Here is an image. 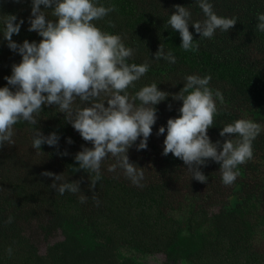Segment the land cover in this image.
Returning a JSON list of instances; mask_svg holds the SVG:
<instances>
[{
  "label": "trees",
  "instance_id": "obj_1",
  "mask_svg": "<svg viewBox=\"0 0 264 264\" xmlns=\"http://www.w3.org/2000/svg\"><path fill=\"white\" fill-rule=\"evenodd\" d=\"M100 2L115 11L94 23L135 49L131 63L154 60L161 44L176 57L175 64L151 62L149 72L129 90L134 94L155 82L169 94L155 106L157 121L147 148L137 150L138 138L127 153L130 163L144 169L142 186L132 184L120 169L109 172L115 162L109 156L101 179L90 187L93 174L77 170L74 157L91 143L54 106L43 108L36 127L45 136L56 133L57 146L42 145L41 153L32 149L33 126L20 122L14 126V143L0 148V264H145V257L156 254L164 255L165 264H264V32L255 28L264 0H211L218 16L235 17L237 24L200 40L189 26L199 40L194 52L180 48L179 33L167 20L176 6H183L193 21H203L195 0ZM30 13L31 0H0V16L24 21L12 37L17 44L41 40L28 31ZM20 62L0 37V87L8 86L5 77ZM188 75H211L210 87L223 94L224 103L218 104L207 130L211 142L222 144L228 137L219 135L221 129L238 119L261 125L253 159L238 166L240 175L231 186L222 183L218 163L209 160L200 168L208 177L202 184L191 179L180 159L162 155L166 132L157 131L179 117L182 102L172 96ZM45 172L62 175L61 182H78L80 191L59 195ZM55 233L62 239L49 243Z\"/></svg>",
  "mask_w": 264,
  "mask_h": 264
},
{
  "label": "clouds",
  "instance_id": "obj_2",
  "mask_svg": "<svg viewBox=\"0 0 264 264\" xmlns=\"http://www.w3.org/2000/svg\"><path fill=\"white\" fill-rule=\"evenodd\" d=\"M195 3L205 17L203 21H193L189 7L183 6H176L167 20L179 33L184 51H197L200 39H212L218 30L227 33L237 24L235 17L218 16L211 0ZM113 11L100 0H31L28 31L36 32L41 40L21 44L12 37L24 21L17 22L15 15L0 16V37L21 57V62L12 66L11 75L5 77L8 86L0 87V148L14 143V126L20 122L33 126L32 149L41 153L42 145L57 146L56 133L45 136L36 127L42 109L54 106L92 145L82 147L74 157L77 170L93 174L92 188L101 179L102 163L109 156L115 161L108 167L109 172L120 169L132 184L142 186L144 169L130 163L127 153L138 138L137 150L147 148L157 121L155 106L169 94L158 90L155 82L134 94L129 90L135 89L136 82L149 72L151 62L176 63V57L162 44L154 60L131 63L135 49L126 46L121 35L104 32L94 23ZM49 14L54 19H49ZM256 20V30L264 32V13ZM189 26L199 34V40H194ZM211 80V75L184 77L183 88L172 96L174 101L182 102L179 117L168 119L157 135L166 132L162 155L171 153L180 159L191 179L207 184L208 177L200 168L211 160L220 165L222 183L231 186L240 175L238 166L253 159V141L262 128L252 120L238 119L221 129L219 135L228 137L222 144L211 142L207 130L213 127L218 104L224 103L222 92L210 87ZM43 175L53 180L50 187L61 196L80 191L78 182H61L62 175ZM86 199L83 195L81 202ZM11 220L9 217L8 222ZM7 251L11 254L12 249Z\"/></svg>",
  "mask_w": 264,
  "mask_h": 264
},
{
  "label": "rangeland",
  "instance_id": "obj_3",
  "mask_svg": "<svg viewBox=\"0 0 264 264\" xmlns=\"http://www.w3.org/2000/svg\"><path fill=\"white\" fill-rule=\"evenodd\" d=\"M61 239H62L61 236L58 233H55L54 237L49 240V243L56 242V241H59ZM39 250H41V253H43L44 247H41V245H40ZM144 262H145V264H165V257L162 254H156V255L145 257Z\"/></svg>",
  "mask_w": 264,
  "mask_h": 264
}]
</instances>
